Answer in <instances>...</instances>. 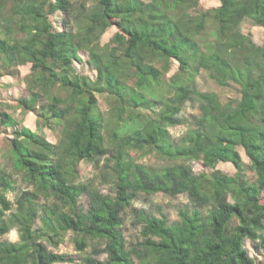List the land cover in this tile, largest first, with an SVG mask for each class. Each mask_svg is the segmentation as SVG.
Instances as JSON below:
<instances>
[{"label": "trees", "instance_id": "1", "mask_svg": "<svg viewBox=\"0 0 264 264\" xmlns=\"http://www.w3.org/2000/svg\"><path fill=\"white\" fill-rule=\"evenodd\" d=\"M219 1L197 11L200 0H0V76L17 77L31 64L29 94L18 103L38 117L33 130L0 111V132L13 134L9 165H0V236L14 227L20 235L0 240V264L68 261L48 246L68 232L78 250L104 244L94 252L106 259L88 264H255L245 241L264 253V44L242 25L264 26V0ZM60 10L68 17L56 28L49 14ZM112 25L119 32L101 45ZM82 51L94 78L76 71ZM202 74L222 87L237 84L239 97L200 89ZM188 101L199 113L184 118ZM181 124L187 129L176 138L170 128ZM131 150L167 164L138 162ZM82 160L93 162L108 192L97 177L80 180ZM193 160L211 170L196 173ZM220 161L235 172L217 168ZM15 172L29 188L13 203L6 193ZM86 192L88 210L78 205ZM157 193L190 200L175 219L158 206H134L140 194ZM129 209L140 228L131 245L123 229Z\"/></svg>", "mask_w": 264, "mask_h": 264}, {"label": "rangeland", "instance_id": "2", "mask_svg": "<svg viewBox=\"0 0 264 264\" xmlns=\"http://www.w3.org/2000/svg\"><path fill=\"white\" fill-rule=\"evenodd\" d=\"M149 1V0H145ZM220 4L219 0H200V4L197 8L198 10L211 8L214 6H218ZM63 11H56L54 13L49 14V19L53 21L54 26L56 28L64 27V20L68 17ZM242 31L244 34H251L255 42L258 44H264V26L253 23L251 20H246L242 25ZM119 32V28L117 25H112L108 27L106 32L103 34L101 39V45H105L107 42H111L113 36H115ZM82 61H75L74 65L76 71L82 74L90 75L92 78L96 76V70L88 63L89 53L87 51L81 52ZM175 64L170 73H172L175 68ZM31 64L22 65L19 67L20 73L19 76L15 77L13 75L4 74L0 76V111H7L9 113L14 114L18 119L23 120V125L30 127L33 130L38 128L37 125V114L32 111L24 112L21 106L18 103L19 98L27 97L29 94V89L26 85L25 77L30 73ZM198 79V87L202 90H214L220 94L223 100H227L228 98H236L239 97L240 87L231 83L228 86H219L214 80H212L208 74H202ZM100 106L102 109H107L106 101L103 95H99ZM199 113V108L196 103L193 101H188L183 107L181 112V116L184 118H190L194 114ZM187 129L186 124H181L177 126H173L170 128L174 137L179 138ZM42 132L45 133L47 138L53 142L57 140L56 134L49 127H44L41 129ZM12 128L2 126L0 132V165H6L8 167V158H7V147H8V138H12ZM242 150V149H240ZM131 154L136 158L138 162L145 163L150 166L162 167L167 164V160L161 157H158L156 153L143 154L138 150H131ZM244 160L248 162V158L244 151H242ZM105 162V157L101 159V164ZM194 171L196 173H200L201 171H210L209 167H206L202 160H193L190 161ZM217 168L227 172L229 174H233L235 172V168L230 161H220L216 165ZM11 169V168H10ZM80 170V180L88 181L94 177H97V184L103 192H108L109 187L106 184L98 183L101 180L97 174L100 172L94 166L93 162L82 160L79 166ZM248 175L253 177L254 172L252 170H248ZM16 184L15 189L8 191L7 198H9L13 203L16 201V197L21 193V191L29 188L27 182H25L20 173L15 172ZM31 188V187H30ZM78 205H80L83 209L88 210L90 205V195L88 192L84 193L80 198H78ZM189 197L183 193L177 196H170L163 193H157L152 195L140 194L134 202V206L137 208H147L152 211H156L161 208L163 213H167L170 215L171 219H175L178 217V210L182 205H185L189 202ZM158 206V207H157ZM133 209H129V211L125 214V223H124V232L128 245L136 242L140 237V228L135 226L134 218L132 216ZM40 220H37L35 226H40ZM19 231L17 227L11 229L10 232L0 236V240L7 239L10 241L19 240ZM50 249L66 254L70 260L56 263V264H88L89 257L94 258L95 260H105L107 254L102 252L100 254H96L94 249L96 246L103 247L104 244H97V242H92L86 247L85 250H78L73 241L72 232H68L64 238V240L58 245L54 246L48 244ZM245 246L248 249V253L251 257L254 258L255 264H262L264 262V253L263 249L260 246H257V243H253L252 240L245 241Z\"/></svg>", "mask_w": 264, "mask_h": 264}]
</instances>
